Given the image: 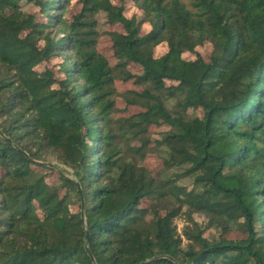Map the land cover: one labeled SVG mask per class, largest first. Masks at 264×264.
<instances>
[{
    "label": "trees",
    "instance_id": "1",
    "mask_svg": "<svg viewBox=\"0 0 264 264\" xmlns=\"http://www.w3.org/2000/svg\"><path fill=\"white\" fill-rule=\"evenodd\" d=\"M125 1L0 0V264H264V0H131L145 34ZM52 58L62 77L36 69ZM119 99L140 111L117 117ZM154 147L190 189L147 167ZM46 154L74 179L49 184Z\"/></svg>",
    "mask_w": 264,
    "mask_h": 264
},
{
    "label": "rangeland",
    "instance_id": "2",
    "mask_svg": "<svg viewBox=\"0 0 264 264\" xmlns=\"http://www.w3.org/2000/svg\"><path fill=\"white\" fill-rule=\"evenodd\" d=\"M20 6L21 9L27 13H33L36 15L37 20L38 21H43L46 22V19H43L42 14L39 11V8L26 3L24 1L20 2ZM79 10V6L75 3V2H71V4L68 5V7L66 8L65 12L67 14V16H71L72 14L76 13ZM125 14L130 17L132 15H137V20L140 24V28H141V33L145 34L149 31V24L143 21V15L140 13L139 10H137V8L133 5L131 0H126L125 1ZM97 29L100 33V37L98 39V49L99 51L106 56L109 59V62L111 64L115 63V60L112 57V50L110 47V42L108 37L105 35L106 31H111V30H119L120 27L119 26H108L106 25V19H105V15L103 13H99L97 16ZM157 52L156 55H161L165 52L166 48L165 45H161L159 47L156 48ZM210 45L209 43H204L202 45L201 48L198 49V51L201 53L202 57L206 60L209 61V57H210ZM186 58H193L192 54L189 53H185ZM60 63H61V58H52L51 60L44 62L42 64H40L39 66H37V70L39 71H43L44 69H51L52 71L55 72V75L57 77H62L61 74V68H60ZM129 69L132 73H136L137 70L134 68V66H129ZM167 85H170V82H167ZM116 88L119 92L125 91V90H134V91H140L141 88L137 85H134L132 83V81H117L116 82ZM169 107H172L174 102L172 100L167 102ZM124 103L121 99L118 100V109L119 112L116 114L117 117H128L130 114H134L138 111H140L138 108L134 107V108H128V109H124ZM188 114L190 116H198L200 115L199 112H195V111H188ZM169 128L165 125L161 126V127H151L149 130V135L151 138V146H155L154 141L159 140L163 134L168 131ZM128 143L131 146L138 147V143L135 141H128ZM88 144H91L90 141H88ZM127 149V147H124ZM164 153H165V149L163 147H159V149H156L155 147L147 154L146 158H145V163L147 165L148 168H150L152 171H155V173H161L163 172L161 175H159V178H164L166 177H171L173 178L175 184L179 185V186H185L188 189L191 188L192 186V180L190 178L187 177H181L180 171L177 168H173L170 170H164L163 171V158H164ZM138 158V155L135 154V160ZM45 164L47 166H50V168L52 169V171H50L48 173V177H47V182L49 184H52L53 182H55L58 178V173L62 172L65 176L74 179V176L72 175V171L71 168L68 167L67 165L63 164L57 155L55 154H46L45 155ZM43 163V161H40V164ZM155 204V203H154ZM159 208L160 211H163L164 209L167 210L169 208H171L172 206H175V201L172 197H165L163 201H159L156 202V204ZM177 218L175 221V225L177 227V225H179V229L182 230V225H183V221L185 220L184 218ZM193 218L197 221V222H203V219L200 215L198 214H194ZM235 238H238V234L233 233ZM204 237L208 238V239H212L217 237V232L215 229L213 228H208L205 229L204 232ZM186 242L183 241V246H185Z\"/></svg>",
    "mask_w": 264,
    "mask_h": 264
},
{
    "label": "water",
    "instance_id": "3",
    "mask_svg": "<svg viewBox=\"0 0 264 264\" xmlns=\"http://www.w3.org/2000/svg\"><path fill=\"white\" fill-rule=\"evenodd\" d=\"M35 163L40 164L39 162H35ZM78 192H79V193L81 192L79 187H78ZM80 198H81V205L83 206V200H82V196H81V194H80ZM86 236H87V238H88V233H86ZM88 255H89V257L93 260V256L91 255V253L89 252V250H88Z\"/></svg>",
    "mask_w": 264,
    "mask_h": 264
},
{
    "label": "built area",
    "instance_id": "4",
    "mask_svg": "<svg viewBox=\"0 0 264 264\" xmlns=\"http://www.w3.org/2000/svg\"><path fill=\"white\" fill-rule=\"evenodd\" d=\"M183 225H184V221H183ZM183 225H182V227H183ZM177 231H178V233H181V230L179 229V225H177Z\"/></svg>",
    "mask_w": 264,
    "mask_h": 264
}]
</instances>
